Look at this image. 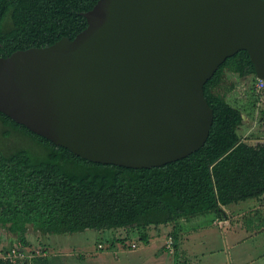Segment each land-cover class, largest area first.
Returning <instances> with one entry per match:
<instances>
[{"label":"water","instance_id":"1","mask_svg":"<svg viewBox=\"0 0 264 264\" xmlns=\"http://www.w3.org/2000/svg\"><path fill=\"white\" fill-rule=\"evenodd\" d=\"M74 39L0 57V111L92 162L152 168L202 148L204 86L245 50L264 81V0H99Z\"/></svg>","mask_w":264,"mask_h":264},{"label":"trees","instance_id":"2","mask_svg":"<svg viewBox=\"0 0 264 264\" xmlns=\"http://www.w3.org/2000/svg\"><path fill=\"white\" fill-rule=\"evenodd\" d=\"M98 1L0 0V57L74 39ZM228 72L260 80L247 51L228 58L204 86L214 111L206 144L159 167L92 162L0 111V228L16 235L17 247L30 226L41 235L127 229L148 243L150 227L174 224L176 253L181 219H228L224 208L261 199L264 139L243 137L240 129L264 90L248 89L247 105L236 106L221 91ZM33 262L48 264L44 257Z\"/></svg>","mask_w":264,"mask_h":264},{"label":"crops","instance_id":"3","mask_svg":"<svg viewBox=\"0 0 264 264\" xmlns=\"http://www.w3.org/2000/svg\"><path fill=\"white\" fill-rule=\"evenodd\" d=\"M228 208H224L228 219L219 220L212 217L183 219L179 223L180 245L175 254L168 252L165 246L166 237L162 234V227L167 228V225L157 226L156 230L159 234L152 233V229L149 228L148 243H143L138 239L136 247H133L136 241L132 239L137 234L121 229L126 235L116 238L117 240L127 238V241L125 243L112 242L110 244V248L114 250L112 252L104 250L105 245L101 242L96 246L87 241L78 243L70 238L72 233L71 235L64 234V238H56L57 235L51 234L41 235L30 226L25 244L19 243L20 246L17 247L32 254L31 264H34L33 260L36 258L43 257L48 260V264H232L231 260L235 259L231 252L232 237L241 232L244 235L240 241L242 242L251 240L254 235H249L252 233V225L250 228L244 227L240 219L239 221L234 219V215ZM245 214L246 211L241 212L239 217ZM16 243V235L6 228H0V257L15 247ZM152 245H154L153 256H146L144 250ZM111 253H114L112 260L110 259ZM222 253L223 258H219ZM237 258L239 260V257ZM4 262L0 258V264ZM243 264H248V260H245Z\"/></svg>","mask_w":264,"mask_h":264},{"label":"rangeland","instance_id":"4","mask_svg":"<svg viewBox=\"0 0 264 264\" xmlns=\"http://www.w3.org/2000/svg\"><path fill=\"white\" fill-rule=\"evenodd\" d=\"M226 75V81L221 91L223 93H227V98L232 104L241 107L247 105L249 96L246 95V91L250 88L248 81L245 78H241L237 74H234L232 72H228ZM254 87H256V92L260 90L258 87V83H255ZM262 109H264L263 96L260 97V101L257 103L256 107L251 111V114L245 116L246 123L240 129V133L243 137H251L253 139L254 137H258L264 139V122H261L260 120V112ZM228 207L227 208L234 215V219L238 221L240 219V223H243L242 225L244 227L248 226V228H250L252 225V233L249 235H254L251 240H244L242 242L240 241L241 239H243L242 237H244V235L241 232H238L232 237L233 249L231 250V252L235 256V259L231 260L232 264H243L245 260H248V264H264V196L258 200L252 199L246 202H241L239 204H233ZM242 210L246 211V214L243 217H239V213L244 212ZM256 210L258 212H256ZM204 218L208 219L207 216ZM182 221L183 219H181L180 222ZM150 228L152 229V233L159 234V232H157L156 230L157 227ZM162 228V234L166 237L165 241H167L169 237H173L172 232L175 228L174 224L167 225V228ZM67 234L71 235V233ZM125 235L126 233L122 232L121 230L98 231L95 229H87L83 232L72 233L70 238L74 239V241L78 243H85L87 241L91 244H94L95 246L99 242H101L105 245L104 250L112 252L114 250L110 248V244L112 242L114 243L115 241H117V238H121V236L123 237ZM64 237V234H58L56 236V238ZM138 239L140 240L139 235L133 237L132 240L136 241V244L133 247H136ZM129 243L131 242L129 241ZM144 252L146 256H153L154 245L148 247V249H145ZM237 257H239V260ZM113 258L114 253H111L110 259L112 260ZM219 258H223V253L220 254Z\"/></svg>","mask_w":264,"mask_h":264},{"label":"built area","instance_id":"5","mask_svg":"<svg viewBox=\"0 0 264 264\" xmlns=\"http://www.w3.org/2000/svg\"><path fill=\"white\" fill-rule=\"evenodd\" d=\"M258 87L260 90H264V81L259 80ZM165 246L170 253H175V240L171 236L167 239ZM29 252L24 251L20 247H13L12 249L8 250L0 257L1 260L5 262H9L11 264H31V256Z\"/></svg>","mask_w":264,"mask_h":264},{"label":"flooded vegetation","instance_id":"6","mask_svg":"<svg viewBox=\"0 0 264 264\" xmlns=\"http://www.w3.org/2000/svg\"><path fill=\"white\" fill-rule=\"evenodd\" d=\"M245 79L248 81V84H249V87H250L249 89L253 88L254 84L256 83V80L253 77H247Z\"/></svg>","mask_w":264,"mask_h":264}]
</instances>
